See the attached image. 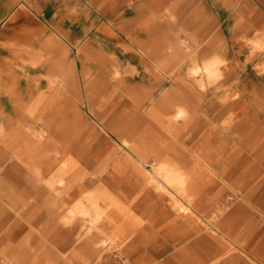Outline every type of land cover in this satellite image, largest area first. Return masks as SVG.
Segmentation results:
<instances>
[{"label":"rangeland","instance_id":"obj_1","mask_svg":"<svg viewBox=\"0 0 264 264\" xmlns=\"http://www.w3.org/2000/svg\"><path fill=\"white\" fill-rule=\"evenodd\" d=\"M242 1L239 0L236 6H241ZM138 6L142 9H137ZM214 8L212 3H202L201 0H130L115 13L101 16L85 0H25L11 5L0 2L3 14L23 12L21 18L13 15L0 24L4 25L6 32L16 33L14 39L0 42L11 51L9 54L5 52L8 57L5 62H0V77L5 79L12 75L13 80L8 84L16 86L18 93L31 90L32 97L25 100L28 106L39 93L48 90L43 76L46 70L34 68L29 62L36 58L39 36L47 27L57 28V15L77 22L81 27L85 26L87 16L93 17L95 30L90 37L96 47L104 44L109 53L103 58L104 62H94L88 67L80 63L73 65L71 76L76 79V89L62 93L57 100L59 132L52 138L58 150L68 145L74 147L75 152L71 156L74 160L79 158L76 153L80 150L91 158L99 147L106 148L105 156H111V159L104 171L100 169L103 160L94 164L83 162L89 179L95 180L89 187L95 188L106 181L112 183L115 187L110 190L122 197L124 205L142 220V224L119 248L102 244L103 236L95 229L89 230V218L72 220L70 230L63 232L69 235L66 246L57 247L59 232L49 233L48 230L46 246L56 250L55 264H64L61 259L57 261L59 256H70L80 251L100 253L102 264H127L129 258L141 263L164 262L173 253L172 244L163 240L168 229H160V225H154L151 218L165 205V214L172 215L173 219L170 226L187 222L191 225V237L187 242L192 251L203 256L205 264H226L230 258L240 260V253L236 249L230 250L229 242L233 231L240 225L242 194L264 178V164L258 162L259 157H264V70L260 67L264 61V49H257L252 42L259 36L244 39L238 47L227 41L231 25L212 13ZM166 11L173 16L172 20L169 21ZM136 18L138 21L132 30L131 40L121 33V28ZM159 28L161 30L157 32ZM149 32L178 44L181 62H191L189 52L180 43L181 38L195 39L199 43L195 56L198 62L213 55L224 61L222 78L211 84L202 96L192 97L182 88L186 98L192 97L186 100L193 108L204 106L205 97L206 100L213 97L211 121L199 117L184 123L176 128V138L164 140L175 148H199L202 163L210 167L213 160V170L201 167L193 177V185L189 189L192 203L186 202L193 212L176 213L171 200L155 195L154 186L145 176L151 164L134 169L125 161L130 151L122 140H128L133 145L139 138L131 135L135 127L140 130L138 134L147 136L146 141L157 144L149 132L157 127L150 113L158 110L161 93L173 84L169 74L157 75L154 72V62L161 55L141 53V46L147 44ZM26 34H29L28 40L22 41L20 37ZM111 37L119 38L125 51L130 50L125 48L129 47L126 41L130 43L143 62L135 59L132 68L118 62L112 54L118 48ZM158 47L164 50L166 44L161 42ZM158 47L150 45L149 50ZM114 67L121 71L117 79L112 78ZM189 68L190 64L186 63L176 77L192 82ZM86 69L89 71L87 75ZM95 81L98 85L91 97L87 90ZM143 87L147 88V95L140 91ZM12 107L10 99L0 95V111L5 110L8 114ZM26 125L37 127L33 118ZM52 146L49 144L51 149L54 148ZM217 162L221 165L220 169ZM6 169L0 174V180L12 185L14 179ZM242 171L254 174L243 179ZM255 172H261V175ZM36 209L22 208L14 213L8 207L7 211L0 208V219L6 222L0 233V248L5 254L16 250L21 256L26 255V264H31L44 248L38 245L41 242L38 229L43 227L46 219L29 226L36 220ZM100 228L107 234L112 232L108 224H101Z\"/></svg>","mask_w":264,"mask_h":264},{"label":"bare ground","instance_id":"obj_2","mask_svg":"<svg viewBox=\"0 0 264 264\" xmlns=\"http://www.w3.org/2000/svg\"><path fill=\"white\" fill-rule=\"evenodd\" d=\"M87 1L100 12L108 15L115 13L130 0ZM137 9L141 10L142 7L138 6ZM166 15L169 21L172 20L173 16L168 14V11ZM136 19L121 28V32L131 40L132 30L138 21ZM160 30L161 28L157 32ZM160 36L149 32L147 44L141 46V53L144 55H161L154 62V72L157 75L169 74L173 83L171 88L161 93L157 105L158 110H152L150 113L158 128L154 127L149 132L157 144L146 141L147 136L138 134L140 130L135 127L131 132L133 137L139 136L135 143L131 145L130 141L122 140V144L129 146L130 151L125 161L134 169L146 168L151 164V169L146 171L145 176L154 186L155 195L171 200L172 208L176 213L193 212L192 208L187 205V203L190 205L192 203L189 189L193 185V177L201 167L213 170V160L210 167L209 164L202 163L203 158L199 153V148L189 150L184 147L175 148L173 145L164 143V140L171 141V138H176V128L184 123H190L199 117L211 121L213 97L210 100H206L205 97V105L196 108L191 107L186 99L202 96L211 84L218 82L222 78L221 66L224 61L213 55L198 62L195 56L199 43L195 39L181 38L180 43L189 52L188 58L191 61L181 62L178 44L174 41L163 40ZM53 40L47 39L49 43H52L49 44L52 45L51 47H53ZM161 42L166 44L164 50L158 47ZM252 42L257 49H264V37ZM150 45H156L158 48L153 51L149 50ZM125 48L129 49V47ZM55 55L48 47L44 50L37 49L36 58L29 62L34 68L40 67L46 70L43 76L48 85V90L39 93L29 106L25 100L32 97L31 90L27 89L25 92L18 93L16 86L8 84L13 80L12 75L5 79L0 77V95L7 96L13 103L8 114L5 110L0 111V174L7 168L6 171L11 173L15 182L7 185L0 180V208L4 211L8 207L14 213H18L22 208L36 207L34 213L36 220L29 223L30 227L46 219L43 227L38 229L41 241L38 245L44 248L31 264H55L54 252L56 250L46 246L48 230L49 233L59 232L57 247L66 246L69 235H64L63 232L70 230V223L75 218L82 220L89 218L91 221L89 230H97L103 236L102 244L115 248L124 244L132 235V231L142 224V220L124 205L122 197L113 194L110 190L115 187L112 183L106 181L95 188L89 187L95 183V180L89 179L83 162L94 164L103 160L100 169L104 171L111 159V156H105L106 148L99 147L91 158L80 150L76 153L79 158L74 160L71 157L75 152L74 147L68 145L58 150L55 146L56 141L52 136L59 132L57 100L62 93L76 89V80L71 76L74 66L64 62L57 63ZM186 63L190 64L188 75L192 82L176 77ZM260 67L264 70V62ZM112 72L113 79L121 75L118 67H114ZM85 73L87 75L89 71L86 69ZM97 85L98 82L95 81L89 86L87 91L91 97ZM182 88L192 97L187 96L186 98ZM146 89L143 87L140 91L147 95ZM196 100L200 99L196 98ZM31 118L34 119L37 127L26 125ZM45 141L49 142L48 145L44 144ZM49 144H53L54 148L51 149ZM217 165L220 169L221 165L218 162ZM17 185L18 187H15ZM165 208L166 205L159 208L158 212L152 216L151 222L154 225H160V229H168L163 240L167 244H172L173 253L164 262L155 264H205L203 256L192 251L187 242L191 237V225L187 222L180 226H170L173 221L172 215L165 214ZM5 223L0 219V233L5 228ZM101 224L110 225L112 232L105 233L100 228ZM30 234L33 235L32 232ZM237 244L240 245V242ZM229 247L230 250L237 249L232 243H229ZM85 249L86 247L83 250ZM3 250L0 248V264H26V255L21 256L15 252L16 250L11 254H5ZM60 259L64 264H102L103 262L100 253H88V251L75 252L70 256H59L57 261ZM127 264H153V262L141 263L129 258Z\"/></svg>","mask_w":264,"mask_h":264},{"label":"crops","instance_id":"obj_3","mask_svg":"<svg viewBox=\"0 0 264 264\" xmlns=\"http://www.w3.org/2000/svg\"><path fill=\"white\" fill-rule=\"evenodd\" d=\"M3 1L11 5L21 1L24 2L25 0H0V2ZM85 1L89 3L87 0ZM201 2L212 3L215 7L214 10L212 9V13L214 12L217 17L222 18L224 22H228L231 25V29L228 32L230 39H227V41L230 40L235 46L238 47L244 39L255 36L264 37V0H243L239 7L236 6L239 0H201ZM94 9H96L97 14L105 15L95 6ZM13 15L21 18L23 12L13 11L7 14L0 12V24L5 20L7 22L9 18L14 17ZM67 21L70 20L62 19L57 15V28L53 30L47 27V30L42 35L39 32L40 42L38 49L44 50L48 47L53 55L57 54L55 55V57L57 56V63L64 62L75 66L80 63L88 67L94 62H104L103 58L109 54L105 49V45L100 44L99 47H96L90 37L95 30V19L87 16L86 24L83 27L72 21H70L69 25H66ZM15 35L16 33L14 32H6L4 25L0 26V42L10 41L14 39ZM20 38L22 41L28 40L29 34L22 35ZM47 39H54L53 47L49 45L52 43H49ZM110 39L115 42V47L118 48L112 53L116 56L118 62H124L128 68L134 66L132 62L135 59L138 62H143L142 58L135 53L134 48L126 39L124 40L121 37L130 48V50L126 51L121 46L119 38L111 37ZM5 52L9 54L11 51L0 44V62H5V58L8 57ZM124 55L129 57L124 58ZM258 162L264 164V157H259ZM241 174L242 178L246 179L254 173L242 171ZM258 174L261 175V172ZM237 242H240V245ZM229 243H232L237 248L236 250L241 256L240 260L235 261L230 258V262L227 261V263L264 264V178L257 186L249 189L247 193L244 191L242 194L240 225L233 231Z\"/></svg>","mask_w":264,"mask_h":264}]
</instances>
